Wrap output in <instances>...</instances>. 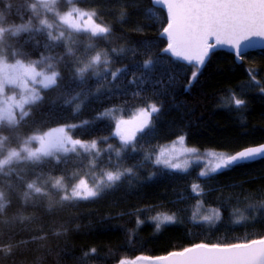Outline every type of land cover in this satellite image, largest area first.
<instances>
[{"label":"trees","instance_id":"16d2710c","mask_svg":"<svg viewBox=\"0 0 264 264\" xmlns=\"http://www.w3.org/2000/svg\"><path fill=\"white\" fill-rule=\"evenodd\" d=\"M21 2L11 0L10 22H21L16 14ZM125 5L134 6L121 18ZM77 6L95 9L100 13L97 20L112 29L107 39L73 34L77 57L106 51L107 70L100 67L99 75L86 74L82 83L74 77L71 57L60 62V86L42 90L43 101L20 133L77 124L82 126L71 130L73 138L92 141L105 137L107 141H99V155L95 150L69 153L63 163L46 165L25 179L43 182L64 176L69 185L79 179L92 185L93 176L104 171L132 168L133 173L94 199L64 202L51 212L44 203L27 206L24 214L34 219L17 225L14 231L3 230L0 245L20 240L28 244L13 256H0V264H33L36 257L41 264H117L119 259L162 256L196 243H236L264 236V208L259 207L264 201V158L206 176L200 175L198 164L177 171L151 160L162 145L180 136L188 145L229 154L264 143V48L243 54L238 62L233 51L217 47L192 80L193 66L164 51L167 38L161 33L167 26V10L163 6L152 5L153 11L147 14L144 9L149 0H78ZM59 7L66 10L63 3ZM36 39L39 45L35 40L26 42V35L19 38L31 59L64 54L59 45L45 48L42 35ZM113 48L123 51L117 54ZM147 59L153 63L145 67ZM70 64L73 66H67ZM117 69L122 71L113 80L109 73ZM250 72L259 85L251 81ZM77 93H81L78 110L75 102H65ZM233 94L244 105L236 107ZM147 102L156 103L160 111L153 114L148 129L136 134L133 144L125 146L111 136L116 120L133 117ZM93 160L95 166L90 163ZM0 180L7 183L3 176ZM193 185H199V194ZM20 203L13 194L9 215ZM213 209L218 210L219 219L204 221L201 215ZM173 213L175 222L157 230L152 218ZM138 219L143 223L137 224ZM57 232L61 234L55 235ZM37 234L45 235L46 240L32 241ZM91 248L96 253L85 256Z\"/></svg>","mask_w":264,"mask_h":264},{"label":"snow or ice","instance_id":"6c2138e0","mask_svg":"<svg viewBox=\"0 0 264 264\" xmlns=\"http://www.w3.org/2000/svg\"><path fill=\"white\" fill-rule=\"evenodd\" d=\"M61 3L66 10L61 11ZM77 3L78 0H22L16 6V14L21 22L15 23L9 21L14 7L11 0H0V176L7 180V183L0 180V234L5 229L14 231L17 225L22 226L34 219L33 216L24 214L27 206L44 203L51 212L64 202L94 199L106 188L113 187L122 177L133 173L132 168L104 171L91 186L85 179H79L71 185L66 184L64 176L49 177L43 182L25 179L46 165L63 163L64 157L69 153L79 154L80 150L93 153L95 150L94 154L99 155L97 141L85 142L71 135L72 129L82 125L63 124L45 131H33L25 135L20 133L22 125L28 123L35 107L43 101L41 91L60 86V62L71 57L74 62V77L82 83L85 82L86 74L99 75L97 69L100 67L107 70L109 60L106 51H96L94 55L80 59L72 47L75 43L73 34L86 33L90 38L107 39L112 33L110 26L97 22L100 13L95 9L78 7ZM161 4L167 10V26L163 28L167 47L164 51L193 66L192 80L197 78L217 46H229L236 58L242 59L244 49L253 44V38H264V0H149V7L144 9L145 14L153 11L152 5ZM131 6L134 5L124 6L121 18ZM22 35L27 36L26 42L35 40L37 45L40 41L36 36L42 35L45 38V48L51 49L59 45L64 47V54H41L38 59H31L19 44ZM213 40L214 42H210ZM88 47L92 48L93 45L89 44ZM111 51L119 54L123 49L113 48ZM152 63L151 59H147L144 66L148 67ZM121 71L122 69H117L109 75L115 80ZM249 75L251 81L259 85L255 74L250 72ZM261 91H264V87H261ZM80 100L81 93H77L65 102H75V109L78 110ZM232 102L238 108L245 103L234 94ZM159 111L156 103L147 102L137 110L133 120H119L115 134L119 136L121 143L125 146L133 144L136 133L148 129L153 114ZM87 123L88 121L82 122ZM177 142L183 145L184 137L180 136ZM209 155L214 163L210 161V167L201 172V176L228 169L243 161L264 157V144L248 147L234 154L213 152ZM90 163L95 166L94 160ZM154 163L186 170L165 149L155 157ZM193 191L199 194V185H193ZM13 194L21 203L9 215L7 210L12 204ZM259 207L264 208V201ZM152 219L159 230L162 224L174 223L176 216L175 213L158 214ZM202 219L206 222L219 219V212L213 209ZM241 219L244 217L241 216ZM140 223L143 221L138 219L137 224ZM54 234L59 236L61 233ZM46 238L45 235L37 234L31 239L44 241ZM27 244L28 241L25 240L2 244L0 256H13ZM95 253L96 249L91 248L84 255ZM13 264L16 262L13 261ZM33 264H41L40 258L36 257ZM117 264H264V236L236 243H196L166 256H142L135 261L119 259Z\"/></svg>","mask_w":264,"mask_h":264},{"label":"rangeland","instance_id":"374dc122","mask_svg":"<svg viewBox=\"0 0 264 264\" xmlns=\"http://www.w3.org/2000/svg\"><path fill=\"white\" fill-rule=\"evenodd\" d=\"M49 19H51V17H49ZM97 22L100 23L98 20H97ZM41 94H42V91H41ZM134 116L131 117V118H129V119H118V120H116V124H117V122L119 120H125V121L133 120ZM115 133H116V127H115V129H114V131H113V133H112L111 136L112 137H115L121 143V140H120L119 136H117ZM138 133H136V134H138ZM100 140L101 141H107V138L104 137V139H100ZM100 140H98V139L95 140V141H97V147H98V143H99ZM177 141H178V138L175 139L174 141L170 142V143H167V144L162 145L158 149V151L155 153V155L152 156L151 160L153 161V163H154L155 157L157 155H159L160 151L162 149H165L167 151V153H169L173 157L174 161L177 162V163L182 164V166L186 170L190 166H192L194 164L200 165L199 173H201V172H204V171H207L208 170V168L210 167V161L214 163L213 158L209 155L210 153L215 152V153L229 154V152L223 151V150H217V149H200V148H197L195 146L188 145L186 143V141H185V138H184L183 145H181ZM85 142H91V141H85ZM184 149H195L196 151L195 152H186V151H184ZM161 166H163V165H161ZM169 169H172V168H169ZM172 170H177V169H172ZM177 171H185V170H177ZM211 173H214V172H211ZM211 173H209V174H211ZM93 177H94V180L93 181H95L100 176L99 175L98 176L94 175ZM85 180L87 181V183L89 184V186H91V184L89 183V181L87 179H85ZM210 213L211 212H209V214ZM204 215H207V214H204L203 213L201 215V217H203Z\"/></svg>","mask_w":264,"mask_h":264},{"label":"water","instance_id":"95a60500","mask_svg":"<svg viewBox=\"0 0 264 264\" xmlns=\"http://www.w3.org/2000/svg\"><path fill=\"white\" fill-rule=\"evenodd\" d=\"M160 6H163L165 9H166V7L164 6V5H160ZM162 36H164V37H166L164 34H163V31H162ZM253 44L251 45V46H249V47H247V48H245L244 49V51H243V54H245V53H247V52H250V51H254V50H257V49H261V48H264V38H253ZM210 42H214V40L213 41H210ZM217 47H223V48H225V49H228V50H231V51H233V49H231L229 46H217ZM170 54V53H169ZM171 55V54H170ZM174 57V56H173ZM176 58V57H175ZM236 60L238 61V62H240L241 61V59H237L236 58ZM261 144H264V143H261ZM258 145H260V144H258ZM258 145H254V146H258ZM249 147H253V146H249ZM246 148H248V147H245V148H243V149H246ZM243 149H240L239 151H241V150H243ZM239 151H237V152H239ZM236 153V152H235ZM234 154V153H233ZM261 158H264V157H257L256 159H254V160H258V159H261ZM254 160H250V161H254ZM243 162H249V161H243ZM242 163V162H241ZM167 255V254H166ZM166 255H162V256H166ZM138 257H142V256H138ZM138 257H135V258H133V259H127V260H129V261H135ZM144 257V256H143ZM157 257H161V256H157ZM152 258H155V257H152Z\"/></svg>","mask_w":264,"mask_h":264}]
</instances>
